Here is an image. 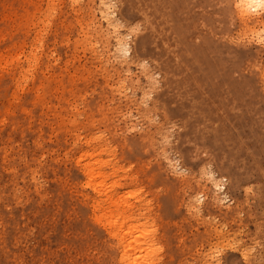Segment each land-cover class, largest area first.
I'll return each instance as SVG.
<instances>
[{"label":"rangeland","instance_id":"rangeland-1","mask_svg":"<svg viewBox=\"0 0 264 264\" xmlns=\"http://www.w3.org/2000/svg\"><path fill=\"white\" fill-rule=\"evenodd\" d=\"M97 1L0 0V264H112L85 150L147 202L161 264H264V11L250 26L232 0Z\"/></svg>","mask_w":264,"mask_h":264},{"label":"bare ground","instance_id":"bare-ground-1","mask_svg":"<svg viewBox=\"0 0 264 264\" xmlns=\"http://www.w3.org/2000/svg\"><path fill=\"white\" fill-rule=\"evenodd\" d=\"M107 2L108 1H106V3ZM231 6L233 8L234 14L236 15V17L238 18V20L240 21L241 24H243V25L249 24L250 26H254V25L259 24L261 22V19H262L261 15H262V12L264 11V0H232ZM103 7H106V5H103ZM105 13H108L107 10L105 11ZM108 15H110V14H108ZM108 15L105 16V18H108ZM113 17L114 16L112 14V18ZM44 18H46V17H44ZM45 21H48V20L45 19ZM105 21H107V20H105ZM109 21H107V22H109ZM114 22L118 23V21H114ZM105 24H107V23H105ZM114 24H116V23H114ZM113 27H114V25H113ZM114 28H116V27H114ZM263 29H264V26H263L262 30ZM258 33L259 32H257V34H255L256 35V37L254 38L255 41H257V42L263 41L264 40V34L261 35ZM112 34H114V33H112ZM34 37H36V36H34ZM34 37H32V38L35 39ZM37 37H39V36H37ZM121 37H123V36L120 35V37L115 36L113 38L115 45L117 47V50L121 51L120 55L122 53L128 54L129 53V45L125 41V38L122 39ZM127 38H128V36H127ZM35 41H36V39H35ZM39 43L41 44L40 41H39ZM30 45H31V43H30ZM32 46L33 45H31V47ZM34 47L35 46H33L32 49L31 48L28 49V52L25 51V53H27V54H24V56H23L24 57L23 60L25 63L24 64L18 63V65H19V68L17 69L18 74L19 75L21 74L22 76L20 79H17L16 81L23 82L21 79L26 80L28 75H30V74L27 75V71H28V69H30L34 66L35 60L37 61L36 56H35V54H36L35 52H37V51L33 50L36 48V47L35 48ZM102 49H103V47H102ZM21 51H23V50H21ZM23 53L22 54L21 53H14V54L12 53V54H9L8 56H5V57H7V58H5V61H3L2 59L1 60L4 62V65L7 63L6 61L11 62L13 59L18 62L19 61V54L23 55ZM38 54H37V56H38ZM126 54H124V55H126ZM122 55H121V57H122ZM4 65H2V66H4ZM4 68H2V69H4ZM4 70H6V68ZM31 70L32 69H30V71ZM31 75H32V73H31ZM25 80H24V82H25ZM14 84H15V82H14ZM24 84H23V86H24ZM23 86H21V87H23ZM16 87H17V85H16ZM122 88H124V87L122 86ZM124 90H125V88H124ZM96 137L97 136H95V139H96ZM90 140L92 141V139H90V138L87 139L86 141L89 142ZM85 156L88 157L87 158L88 161H85V159H84V161L81 162V160ZM75 162L80 166V169H81L83 176L84 177H86V176L90 177L89 180L85 181V185L90 186L91 191H92L91 196L90 195L88 196L89 200L91 201V206H92L91 212H95L96 210L98 211L97 213L95 212L93 214V216H94V219L96 221L101 222L102 228L108 237L109 245H110L111 250H112V255H111L112 264H161V257L156 254V252L159 248V244H158V240H156V238H158V237L156 235L155 228L154 229L153 228H151V229L147 228V224H148L147 221L148 220H147V215L144 212L147 202L143 201V199H140V198H136L135 199L136 201H130L129 200L130 198L128 199L127 198L128 196L127 197L125 196L127 194L122 195L123 192H121L122 194H120V195H116L117 192H116L115 188L119 185L118 180H114L113 182H111L110 185H107L105 183L106 176L107 175H114V174H116V171H117V170H113L109 174H107V172L104 168L106 165H108L110 163L109 159L102 160V159L96 157L95 154L88 153L85 150V151H82L77 156V159ZM206 176L210 180L209 181V189H210V197H211L210 199L214 203V205H217V203H219L220 199L223 197V191L221 193H219V190L222 188V183L213 179V174H212L211 170L206 171ZM95 179H96L98 184L93 182ZM130 193L133 194L132 192H130ZM130 193H129V195H131ZM202 197H203V193L198 192L194 197H192L191 201L187 205V208L188 209L195 208L194 212L198 213V211L202 207V202H201ZM131 198H132V195H131ZM133 198H134V196H133ZM142 209H144V210H142ZM225 211L226 212H224L223 215L231 213L229 211V209H227ZM222 225H223V223H222ZM218 229H220V228H218ZM216 233L218 236H219V234H221L218 232H216ZM229 237H231V236H229ZM224 239L227 240V238H224ZM161 248H159V250ZM159 250H158V252H159ZM209 253L213 254V252H209ZM240 254L244 257L245 250L243 249V247L240 248ZM208 257H211V255L209 254Z\"/></svg>","mask_w":264,"mask_h":264}]
</instances>
